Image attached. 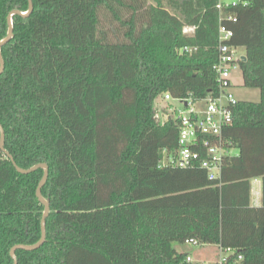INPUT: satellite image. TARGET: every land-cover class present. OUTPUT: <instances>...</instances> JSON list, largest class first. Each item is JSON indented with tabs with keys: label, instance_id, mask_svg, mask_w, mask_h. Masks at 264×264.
Wrapping results in <instances>:
<instances>
[{
	"label": "trees",
	"instance_id": "1",
	"mask_svg": "<svg viewBox=\"0 0 264 264\" xmlns=\"http://www.w3.org/2000/svg\"><path fill=\"white\" fill-rule=\"evenodd\" d=\"M218 1L33 0L29 17H14L0 124L18 166L48 164L42 194L51 203L46 243L17 250L18 264H199L176 249L187 240L264 264V0L223 12L236 18L225 22L231 44L246 50L243 86L261 94L239 101L224 131L238 154L215 180L200 167L160 166L179 129L156 120V101L219 93ZM28 9V0H0V41L9 13ZM43 174L18 173L0 150V264L41 238ZM254 180L261 207L252 205Z\"/></svg>",
	"mask_w": 264,
	"mask_h": 264
},
{
	"label": "built area",
	"instance_id": "2",
	"mask_svg": "<svg viewBox=\"0 0 264 264\" xmlns=\"http://www.w3.org/2000/svg\"><path fill=\"white\" fill-rule=\"evenodd\" d=\"M239 2L226 3L219 0L217 4V9L221 13L220 45L219 60L214 65V71L218 78L219 93L201 100L192 97L175 99L170 94H165L160 100L164 105V112L161 113L158 108H154L158 122L165 124L168 121H175L179 129L177 148L173 152L164 150L161 167L171 166L180 169L200 167L208 172L210 179L215 180L221 176L224 158L233 152V143L224 136V131L233 126L234 109L239 103L231 91L232 71L240 66L245 56L237 55L239 47L231 44L234 32L225 24L226 21H236V18L233 15L226 16L223 12ZM195 31L194 26L184 28V33L190 36ZM191 50L184 49L186 52ZM186 245L196 246L199 243L187 240ZM219 249L221 255L218 259L203 261L189 256L187 261L199 264H239L243 259L240 255L234 257L235 251L230 248Z\"/></svg>",
	"mask_w": 264,
	"mask_h": 264
},
{
	"label": "water",
	"instance_id": "3",
	"mask_svg": "<svg viewBox=\"0 0 264 264\" xmlns=\"http://www.w3.org/2000/svg\"><path fill=\"white\" fill-rule=\"evenodd\" d=\"M28 4H29V9L27 12H21L19 10H13L9 13L8 17H7V23H8V32L7 35L4 39H2L0 41V74L4 71L5 69V62L2 56V48L3 46L7 45L13 38H14V17L15 16H21L24 18L29 17L32 12L34 11V4H33V0H28ZM247 57H243V61H246ZM5 131L3 126L0 124V150L6 155V157L8 159H10V161L12 162L13 166L15 167V169L17 170L18 173L23 174V175H28L32 172H35L37 170H43L44 174L42 177V180L40 181L37 190H36V196L39 200V202L44 206L45 210L42 216V220H41V238L40 240L34 244V245H24V244H20V245H16L14 246L11 251H10V255L14 261L13 264H18V259L16 256V251L17 250H24V251H35L40 249L47 241V218L50 215V199L45 198L42 194V189L44 188V186L46 185L48 179H49V174H50V168L48 166V164L46 163H40L37 164L29 169H23L20 166L17 165L16 161L14 160V157L6 150L5 148Z\"/></svg>",
	"mask_w": 264,
	"mask_h": 264
},
{
	"label": "rangeland",
	"instance_id": "4",
	"mask_svg": "<svg viewBox=\"0 0 264 264\" xmlns=\"http://www.w3.org/2000/svg\"><path fill=\"white\" fill-rule=\"evenodd\" d=\"M153 2V0H150ZM223 2L226 3H236L239 2L240 0H222ZM165 5H167V0H163ZM168 7V6H166ZM169 8V7H168ZM246 50L243 47H239L237 49V55L239 56H245ZM232 88L231 91L235 98L238 101H245V102H260L261 100V94L258 89H249L243 86V78H242V72L240 66H238L236 69L232 71ZM155 107L158 108L161 113L164 112V105L158 99L155 103ZM232 154L237 155L238 150L233 149ZM179 246L181 249L186 250L190 252V256L193 258H198V259H203L206 261H212L215 259H218L221 255V250L219 249L218 246L215 245H176V247Z\"/></svg>",
	"mask_w": 264,
	"mask_h": 264
},
{
	"label": "crops",
	"instance_id": "5",
	"mask_svg": "<svg viewBox=\"0 0 264 264\" xmlns=\"http://www.w3.org/2000/svg\"><path fill=\"white\" fill-rule=\"evenodd\" d=\"M252 205L254 207H261L262 206V181L261 180H254L252 181ZM176 249L180 252L189 253L190 252L181 249L179 246L176 247ZM196 260H203L194 258ZM206 261V260H203Z\"/></svg>",
	"mask_w": 264,
	"mask_h": 264
}]
</instances>
